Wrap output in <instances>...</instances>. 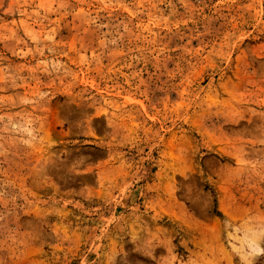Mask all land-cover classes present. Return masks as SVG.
<instances>
[{"label": "rangeland", "instance_id": "rangeland-1", "mask_svg": "<svg viewBox=\"0 0 264 264\" xmlns=\"http://www.w3.org/2000/svg\"><path fill=\"white\" fill-rule=\"evenodd\" d=\"M0 264H264V0H0Z\"/></svg>", "mask_w": 264, "mask_h": 264}]
</instances>
